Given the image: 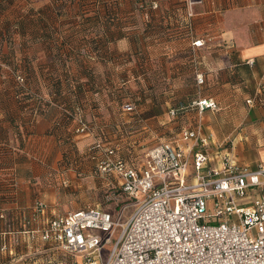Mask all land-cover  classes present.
<instances>
[{"label":"crops","instance_id":"obj_1","mask_svg":"<svg viewBox=\"0 0 264 264\" xmlns=\"http://www.w3.org/2000/svg\"><path fill=\"white\" fill-rule=\"evenodd\" d=\"M131 2L145 8L115 14L129 28L106 27L105 21L114 19L102 10L58 15L69 0H49L50 17L40 23L27 18L30 29L16 21L18 44L32 40L35 49L29 56L17 51L18 67L0 63V239L9 237L11 255L28 257L33 244L48 243H32L24 234L35 200L47 202L53 218L86 206L83 198L91 193L117 191V178L97 174L99 159L108 148L122 157L116 146L146 142L147 132L155 138L166 111L184 107L181 115L189 121L183 128H191L201 121L192 122L190 115L202 119L215 111L201 115L193 103L212 100L216 111H231L237 123L235 92L242 90L250 124L231 132L237 134L235 148L221 144L210 150L217 146L210 134L209 144L194 151L210 156L212 167L220 166L224 155L250 168L264 164V0ZM199 40L206 42L203 48L194 45ZM189 79L197 88L191 92ZM128 101L137 106L132 114L124 111ZM80 117L89 127L86 134L76 131ZM243 138L247 144L239 141ZM0 264L13 263H3L0 251Z\"/></svg>","mask_w":264,"mask_h":264},{"label":"built area","instance_id":"obj_2","mask_svg":"<svg viewBox=\"0 0 264 264\" xmlns=\"http://www.w3.org/2000/svg\"><path fill=\"white\" fill-rule=\"evenodd\" d=\"M197 82L204 84L203 77ZM194 106L201 115L218 109L212 100ZM124 110L132 113L136 106ZM184 110H171L170 117ZM79 122L77 131L87 133L88 125ZM178 141L189 147L162 145L141 164H130L109 148L99 159V174L117 178L131 202L129 219L123 217L129 205L121 206L118 217L90 206L50 218L48 205L37 199L24 234L32 243L58 244L82 264H264V164L250 168L224 155L220 166L212 167L210 156L194 151L208 145L200 123L184 128ZM7 246L3 235V252Z\"/></svg>","mask_w":264,"mask_h":264},{"label":"rangeland","instance_id":"obj_3","mask_svg":"<svg viewBox=\"0 0 264 264\" xmlns=\"http://www.w3.org/2000/svg\"><path fill=\"white\" fill-rule=\"evenodd\" d=\"M95 1L96 0H69L70 4L69 5L66 4V6L62 7L60 13L57 12V14L70 16V15H79L81 13L89 14L93 12H99L102 10L103 12H106L108 15H113V19H114V20L110 19L108 21H105V23H107L106 27H110L111 29H114L116 27L119 28L122 24H124L123 25L124 28H129L127 20L126 19H122V21L118 20V18L115 17V14H118L120 16V14L122 15V13L126 10H129V8H136L138 10L145 8V5L142 3L138 5L134 4L132 6L131 0H97L100 1L99 4H96ZM48 4H49V0H11V1L0 0V27L6 24L7 22H10L11 26L14 23H16V21H22L23 23L27 22L28 16H31L30 18H32L33 23H40L42 21V17H50L51 15L48 12L49 9ZM156 7H157L156 5L153 6V8ZM33 27H36L38 30H41L43 28L42 24H36L33 25ZM10 30L12 32L9 35L0 34V63H7L11 68H13V67H18V64L20 63L19 60L17 59V51L24 50L29 56L28 52L35 49V44L33 43L32 40H27L25 42V45L21 46V44H18L16 40L15 28L12 27ZM121 54L127 56L128 52H121ZM106 55L108 56L109 52H106ZM13 56H15L16 58ZM20 77L21 76L18 77V80L20 82L26 81L24 77H23V81H21ZM188 83H189L190 92L197 89L193 85L191 79H189ZM235 94L236 96H238V101H239V106L235 108L238 113V119H239L237 123L234 122L235 120L232 121V118L234 117H232L231 111L229 110L221 109L220 111L215 110L214 112L213 111L208 112L203 116L202 119H200V117L198 116L192 117V115H190V120H192V122L200 120L201 121L200 123L203 124V127L202 125L201 127L203 130V134L207 135L205 138H207L208 144L210 142L209 140L212 137L209 135L210 134L214 135V141H216L217 146L211 145L212 147L210 148V150L212 148L215 150L216 147H219L221 144H225V147L229 148V150L231 151L232 149L235 148L234 146L235 142L236 144L238 143V141L235 140L237 134L235 137H233L231 135V132L234 130V132L236 131L237 133V131H239L240 129H246L249 127L250 124L249 107L247 105V102L242 99L243 91L238 90L237 92H235ZM131 103L136 106V104L133 101L131 102L128 101L126 102L125 105ZM191 103L192 102H190L189 104ZM132 113H128V114H132ZM166 113L167 115L164 117L162 123L159 125L158 127L159 132L157 136H155V138L151 139L150 135H148L149 133L147 132L142 136L144 137V139H146L147 137L149 138L147 139L146 142L141 141V144L138 142L139 144L137 145L135 143L134 145H130L129 143L125 144L124 142V146H122L121 142H119L121 145L116 146L117 148H119L117 149L119 154L128 161L131 160L133 162L135 160H139L141 163H143V161H146L147 159L146 157L150 151H152L155 148L161 147L162 145L177 146L180 144L181 146L184 147L185 145H188L178 141V135L184 129L183 127L185 126V123H188L189 121L188 118H186L185 115H179V117L174 119L170 117V113H168V111H166ZM79 121L80 119H78V122ZM237 125L240 127H237ZM80 134H86V133H80ZM239 141L244 144L248 143V141H246L244 138L239 139ZM235 153L236 155H238V157L240 156L242 157L241 158L242 161L250 162L251 158L249 155L244 153L239 154L238 151H236ZM95 170L97 174L100 175L98 169L95 168ZM104 177H110V176H105V175L102 176V178ZM112 191L113 190L101 191V193L99 194L91 193L90 196L84 197L83 201L87 203V205L83 206L81 209H85L90 206L101 207L103 209L110 210L115 217H118V215H120V212L122 210L121 206L129 205L127 206V210L124 212V216H123L124 220L129 219V216H131L134 211V208L130 206L131 202L127 201V197L121 194L122 192L120 188L117 189V191H115L116 192L115 194H113ZM115 195L116 197H113ZM41 201H43L46 205H48V203L45 202L44 200L41 199ZM48 211H49V205H48ZM48 211L46 212V216H48ZM0 245H1L0 251L3 252L2 238L0 239ZM32 248L35 249L34 254L29 255L27 257L23 255H15L16 253L15 254L13 253L11 255L12 247L7 246L6 251L3 252V263L9 261L13 264H20L21 262L27 263L29 261H34L33 264H82L81 262L82 259L80 256L78 255L76 256L68 252L65 248L63 247L61 248L56 243L33 244ZM109 249L110 247L106 248L105 254L109 251Z\"/></svg>","mask_w":264,"mask_h":264},{"label":"trees","instance_id":"obj_4","mask_svg":"<svg viewBox=\"0 0 264 264\" xmlns=\"http://www.w3.org/2000/svg\"><path fill=\"white\" fill-rule=\"evenodd\" d=\"M11 1V0H10ZM31 16H28L27 18H30ZM15 26H16V23H14L12 26H11V23L10 22H7L6 24H4L3 26H1L0 27V34H2V35H9V34H11V28L12 27H14L15 28ZM43 27H45L46 28V25H42ZM4 27V28H3ZM21 27L24 29V28H26V27H28L29 29L31 28V25H25L24 23H22V25H21ZM15 30H17L16 28H15ZM5 33V34H4ZM9 65V64H8ZM11 65V64H10ZM20 80L21 81H23V78H21L20 77ZM81 121H83L85 124H87L86 123V121L82 118V117H80L79 118ZM79 125H80V122H78V127H79ZM77 127V128H78ZM77 130V129H76ZM122 158V157H121ZM33 208H34V206H33Z\"/></svg>","mask_w":264,"mask_h":264}]
</instances>
